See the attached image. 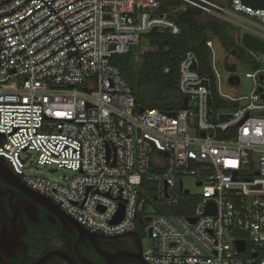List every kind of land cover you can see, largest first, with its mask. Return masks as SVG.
<instances>
[{"label":"built area","instance_id":"obj_1","mask_svg":"<svg viewBox=\"0 0 264 264\" xmlns=\"http://www.w3.org/2000/svg\"><path fill=\"white\" fill-rule=\"evenodd\" d=\"M28 1L0 5V16ZM187 9L233 25L240 40L264 42V10L242 0H31L0 18V157L85 229L105 236L143 230L149 264H264V62L246 76L251 95L231 98L220 89L217 46L231 88L241 85L229 82L240 62L207 40L180 63L187 109L175 116L141 113L111 64L116 55L149 52L143 40L154 29L179 36L177 18ZM256 56L247 51L242 63L258 65ZM213 93L225 111L213 110ZM30 154L69 177L29 176ZM210 205L214 215L206 213Z\"/></svg>","mask_w":264,"mask_h":264},{"label":"flooded vegetation","instance_id":"obj_2","mask_svg":"<svg viewBox=\"0 0 264 264\" xmlns=\"http://www.w3.org/2000/svg\"><path fill=\"white\" fill-rule=\"evenodd\" d=\"M198 1L221 4L218 0ZM189 11L195 17L202 15ZM184 13L178 16V23L185 24ZM218 44L228 51V46ZM231 50L235 58L231 61L240 62L238 53ZM133 233L138 235L113 238L68 224L0 161V264H62L64 260L68 264H145L143 241L149 235L141 229Z\"/></svg>","mask_w":264,"mask_h":264},{"label":"trees","instance_id":"obj_3","mask_svg":"<svg viewBox=\"0 0 264 264\" xmlns=\"http://www.w3.org/2000/svg\"><path fill=\"white\" fill-rule=\"evenodd\" d=\"M188 13H184L187 18L185 24L179 23L181 27L179 36H171L162 31L148 34L144 36L143 45L148 44L149 52L139 58L133 51L127 55L113 57L111 64L119 69L140 108L164 113L180 110L184 100L179 91L180 63L188 52L198 53L199 50H204L207 40L218 38L219 42L228 46L229 53L231 49L236 51L239 59H243L240 58V50L246 54L245 49L240 47V37L235 36L237 31L227 33L225 30L227 25L218 24L209 17V20L200 23L198 19L202 15L195 17V12ZM233 37L238 39L239 45ZM205 65L207 63L204 60L203 66ZM213 103L214 111L227 106V103L220 101L214 93ZM233 107H238V104Z\"/></svg>","mask_w":264,"mask_h":264},{"label":"rangeland","instance_id":"obj_4","mask_svg":"<svg viewBox=\"0 0 264 264\" xmlns=\"http://www.w3.org/2000/svg\"><path fill=\"white\" fill-rule=\"evenodd\" d=\"M221 4H225L226 0H218ZM205 20H209L207 16L202 15L198 21L200 23H203ZM227 33H233L234 31H239L238 29L234 28L233 25H227V28L225 29ZM237 45H239V41L236 37H233ZM213 39V38H212ZM241 40H240V47H241ZM217 54H218V59H219V65H218V72L222 75L221 83H220V89L221 92L227 96H230L231 98L237 99V98H242V97H248L251 95V92L253 91L254 88V81L250 78H247V74H253L255 70L259 67L261 63L264 62V54L260 53L258 54L255 59L259 62L257 66L251 65V66H245L242 62L246 61L243 60L244 58L246 59L247 55L243 54L241 57L243 59H240V64L238 65L237 69V74L240 77L241 80V85L239 88H231L230 86L227 85V79L229 77L228 71L226 70L224 66V58H225V52L219 49L217 46ZM243 52V51H241ZM247 53V51L245 52ZM246 55V57H245ZM262 87L264 89V82L262 84ZM220 111H225L224 108H220ZM27 159V167H26V172L29 176H34V177H42L46 178L52 181H59L60 178L63 177H69V173L65 171H59L58 173L52 174L50 171L52 168L50 167H41L37 164V159L34 155H28L25 156ZM195 186V180L193 179H186L185 180V185L190 186V185ZM192 193L197 194L199 193V189L196 187H192ZM151 244V239L147 236L145 237L143 241V247L144 249H148Z\"/></svg>","mask_w":264,"mask_h":264},{"label":"water","instance_id":"obj_5","mask_svg":"<svg viewBox=\"0 0 264 264\" xmlns=\"http://www.w3.org/2000/svg\"><path fill=\"white\" fill-rule=\"evenodd\" d=\"M12 0H7L5 2H2L0 3V5H3V4H7L9 2H11ZM31 0H29L27 3H25L23 6H21L20 8L16 9L15 11L9 13V14H6V15H2L0 16V18H3V17H7V16H10L16 12H18L20 9H22L24 6H26ZM244 4L246 5H249L251 7H254L256 9H263L264 10V1L262 0H242ZM158 31V29H154L153 30V33H156ZM241 45L242 47L246 50V51H249L251 52V54L253 55H258L260 53L264 54V42L261 41V40H258L250 35H244L242 36L241 38ZM193 69L195 70L196 69V64L193 65ZM229 71L231 72H235V68L234 67H229L228 68ZM261 81L263 82L264 81V78L262 77L261 78ZM229 82L231 85H240V77L238 76H233L229 79ZM262 99L264 100V94L262 95ZM212 106V100H211V97H209V101H208V107H209V114L211 113L210 112V108ZM187 109V99L184 100L183 102V105L181 106L180 110H186ZM145 109L144 108H140V112L142 113ZM171 115L175 116L176 114L175 113H172ZM229 116H221V119L222 120H225V119H228ZM3 138L6 139L5 137V134L3 133H0V145L2 143V140ZM0 161L1 162H4V163H7V161L3 158V157H0ZM8 165V163H7ZM9 166V165H8ZM13 172V171H12ZM14 173V172H13ZM15 174V173H14ZM15 176H17L20 180H22L18 175L15 174ZM23 181V180H22ZM24 182V181H23ZM24 185L31 191L35 194V196H39L40 198H42L43 200H45L49 207H51V209L53 210L54 213H59V214H62L68 224H72V225H77L79 226L81 229H83L84 231H88L90 233H95L93 231H89L87 229H85L84 227H82L79 222H77L73 217H71L70 215H68L64 210H62L60 208V206L56 205L54 202H52L48 197L44 196L43 194L37 192L36 190L28 187L25 183ZM202 184L200 183L199 186H201ZM186 194H189V192L187 191ZM207 214L209 215H214L215 214V209H214V206L213 205H210L208 208H207ZM123 217H124V210L122 209L120 214L116 217L115 221L113 222L114 224H117V223H120L122 220H123ZM133 234V235H138V233H133V232H127V233H124V234H120V235H114V236H110V237H113V238H117V237H121V236H124L126 234ZM95 234H98V233H95ZM103 235V234H101ZM109 237V236H108ZM1 245V243H0ZM237 245V248L239 250V252H244L245 251V244L244 242H240L238 241L236 243ZM65 262H67L66 260H64ZM145 264H149V263H146Z\"/></svg>","mask_w":264,"mask_h":264},{"label":"crops","instance_id":"obj_6","mask_svg":"<svg viewBox=\"0 0 264 264\" xmlns=\"http://www.w3.org/2000/svg\"><path fill=\"white\" fill-rule=\"evenodd\" d=\"M237 34H238V31L236 32L235 36L239 37ZM241 47H242V46H241Z\"/></svg>","mask_w":264,"mask_h":264}]
</instances>
